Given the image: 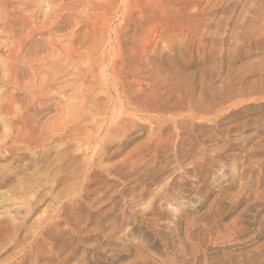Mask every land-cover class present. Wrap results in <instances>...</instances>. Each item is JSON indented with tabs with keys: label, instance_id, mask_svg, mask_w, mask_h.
<instances>
[{
	"label": "rangeland",
	"instance_id": "374dc122",
	"mask_svg": "<svg viewBox=\"0 0 264 264\" xmlns=\"http://www.w3.org/2000/svg\"><path fill=\"white\" fill-rule=\"evenodd\" d=\"M7 1L2 17L26 15L39 27L47 14L61 16L62 29L28 39V59L23 52L22 63H9L19 46L0 27V75L24 76L14 100L22 113L0 115V146L14 139L0 151V264H264V0L130 1L126 20L122 0H55L48 9L50 0ZM100 3L119 10L103 56L110 83L95 87L99 101L84 123L75 108L95 96L86 82L101 55L72 65L62 49L94 39ZM167 11V26L151 19ZM40 89L48 93L35 107L28 98ZM127 115L136 126L121 135L111 121ZM20 118L30 135L13 123ZM61 130L67 137L52 140Z\"/></svg>",
	"mask_w": 264,
	"mask_h": 264
},
{
	"label": "bare ground",
	"instance_id": "6f19581e",
	"mask_svg": "<svg viewBox=\"0 0 264 264\" xmlns=\"http://www.w3.org/2000/svg\"><path fill=\"white\" fill-rule=\"evenodd\" d=\"M60 2V1H64V0H57V2ZM80 1V0H79ZM123 2H124V10L123 11H120V14H121V17L123 18V20H126L127 19V13H126V10H127V5H129V3L128 2H130V1H132V3L133 4H135L136 3V1L137 0H122ZM143 1V0H142ZM147 1V0H146ZM149 1V0H148ZM147 1V2H148ZM155 1H157V0H154V2ZM161 1V0H160ZM236 1V0H235ZM251 1V0H250ZM48 3H46L47 5H46V8L48 9V6L50 5V3H51V5H52V3L53 2H55V0H50V1H47ZM58 2V3H59ZM81 2V1H80ZM80 2H78L79 4H80ZM138 2H139V0H138ZM153 1L151 2H149L148 4H146L145 5V7L147 6H149V7H152L153 5H152V3L153 4H155ZM248 2V1H247ZM8 3V1L7 0H0V18L2 17V15L4 14V12H5V9H4V7L6 6V5H8L7 4ZM72 3V2H71ZM71 3H69V4H71ZM91 3V2H90ZM89 3V4H90ZM142 2L140 1L139 2V5L141 4ZM158 3L160 4V3H162V2H159L158 1ZM164 3H165V1H164ZM168 3L170 4V5H168L169 7H171L172 6V1L171 0H168ZM242 4V3H241ZM23 5V4H22ZM21 5V6H22ZM66 5V4H65ZM81 5H82V3H81ZM84 5V4H83ZM141 5H144L143 3L141 4ZM152 5V6H151ZM166 5V4H165ZM164 5V6H165ZM185 5V4H184ZM226 5V4H225ZM84 6H86V5H84ZM157 6L159 7L160 5H158L157 4ZM164 6L162 5V7L164 8ZM174 6V5H173ZM69 7H71V6H69ZM86 7H88V6H86ZM91 7H92V4H91ZM91 7H89V8H91ZM97 7L102 11V15H101V17L99 18V19H96V21H93L92 20V18H91V20L93 21V23L94 24H92L93 25V27H96V29H95V31H94V34H93V37H94V39L91 41V42H88V43H86V44H84L83 45V47L82 48H78V47H76L75 46V40H77L78 39V37H77V39H72V41H71V46H70V48H66V49H62V51L66 54V56H67V58L71 61V64L73 65L74 64V62H75V64H76V61L78 60L77 58L78 57H80V58H85V59H87L86 57H89V59L91 58V57H93L95 54H100L101 55V62L100 63H98V65L96 66V68H94V71H93V76H95V80L94 81H89V82H86V86H87V88H88V92H93L94 91V95H95V92H96V90H98V89H96L95 87H100V86H102L103 88L105 87H107V89H108V86H109V79H108V74H107V72H106V65H105V62L104 61H106V60H104L103 61V56L106 54V53H108L109 52V48H111V46H110V42L112 43V38H111V36L110 35H108L109 34V32H110V22H111V20L112 19H115L116 17H117V15H118V13H119V10H118V7H116V6H114V4H112V3H105V4H98L97 5ZM134 7H135V5H134ZM142 7V6H141ZM144 7V6H143ZM142 7V8H143ZM161 7V6H160ZM159 7V8H160ZM161 7V8H162ZM166 7V6H165ZM21 8V7H20ZM89 8H87L88 10H89ZM136 8V7H135ZM141 8V9H142ZM158 8V9H159ZM160 8V9H161ZM163 8H162V10H163ZM41 9V8H40ZM62 9V11H60ZM61 9H58L60 12H64L65 10H71V8L70 9H67V7L66 8H64V6L62 5V7H61ZM75 9V8H74ZM86 9V8H85ZM140 9V10H141ZM144 9H147V8H144ZM157 9V10H158ZM168 9V8H167ZM7 10V9H6ZM87 10V11H88ZM91 10V9H90ZM89 10V11H90ZM121 10V9H120ZM136 10V9H135ZM166 10V9H165ZM164 10V11H165ZM8 11V10H7ZM49 11H51V10H49ZM86 11V12H87ZM98 11V10H97ZM152 11H153V9H152ZM156 11V10H155ZM159 11V10H158ZM158 11H157V13H158ZM168 11H172V10H168ZM166 12L167 14H165L164 16H160V15H158V14H154L152 17H151V19H153V21H156V22H160V24L161 25H163L164 23H166L165 25L167 26V24L170 22V15L172 14V16H173V13H169V12ZM192 11H194V10H192ZM203 11V10H202ZM24 12V11H23ZM27 12V11H26ZM52 13L54 12V10L53 11H51ZM147 12V11H146ZM150 12V11H149ZM18 13V12H17ZM34 13V12H33ZM37 13V12H36ZM38 13H40L39 11H38ZM65 13V12H64ZM142 14H143V10H142V12H141ZM153 13H154V11H153ZM7 14V13H6ZM9 14V13H8ZM19 14V13H18ZM27 14H29V13H27ZM42 14H43V11H42ZM44 14H46V13H44ZM53 14H59V13H53ZM82 14V13H81ZM145 14V13H144ZM161 14H163V12L161 11ZM16 15V14H15ZM37 15V14H36ZM40 15V14H39ZM48 15V14H47ZM46 15V20L44 21V22H42L43 24H41V25H39V27H38V25L36 24V19H31V20H29V18H27L26 17V15H25V17H22L21 19H15L16 17H14V19L12 18V16H10V14H9V16L8 15H6V16H4V17H2V20H3V24H1V26L0 27H2L3 29H6V31L7 30H9V31H11V35H12V38L14 39V41L15 40H17V42H18V46H19V48H17V52L15 51H9V57L7 58L8 60H6V62H9V61H11V62H17V61H19L21 58H22V53L24 52V51H27L28 49L26 48V47H28V46H26L27 45V41H29L28 39H35L34 37L36 36V37H38L37 35H45V34H53V32L54 31H60L61 29H62V26H61V16H55L54 18H52V17H50V15H48L47 16ZM61 15V14H60ZM91 15V14H90ZM89 15V18L90 17H94V16H90ZM133 15V14H132ZM177 15H178V13H177ZM24 16V15H23ZM96 16V15H95ZM141 16V15H140ZM175 16H176V14H175ZM18 17H19V15H18ZM32 17V16H31ZM41 18H42V16H40ZM77 17H81V16H77ZM87 17H88V15H87ZM176 17H178V16H176ZM37 18H39V17H37ZM63 18H64V15H63ZM73 18V17H72ZM74 18H75V16H74ZM138 18H140V17H138ZM142 18V17H141ZM144 18V17H143ZM147 18V17H146ZM149 18V17H148ZM77 19H79V18H77ZM86 19V18H85ZM88 19V18H87ZM150 19V18H149ZM150 19V20H151ZM1 19H0V21H2ZM44 20V19H43ZM66 21H67V18L65 19ZM71 20V19H70ZM74 20H76V19H74ZM121 20V19H120ZM142 20V19H141ZM171 20H173V19H171ZM41 21V20H40ZM78 21H80V19L78 20ZM92 21H91V23H92ZM134 21H135V23H134V25L136 24V22H138L137 21V19L135 20L134 19ZM144 21V20H143ZM146 21V20H145ZM149 21V20H148ZM74 22V21H73ZM86 22L88 23V21L86 20ZM133 22V21H132ZM150 22V21H149ZM152 22V21H151ZM1 23V22H0ZM148 23V22H147ZM90 24V23H89ZM138 24V23H137ZM159 24V25H160ZM72 25H73V23H72ZM75 25H77V27H78V24H75ZM126 25V24H125ZM128 25H130V24H128ZM16 26H18L19 28H16ZM69 26V25H68ZM113 26V25H112ZM119 26H120V24H119ZM136 26V25H135ZM164 26V25H163ZM76 27V28H77ZM84 27H90V26H84ZM126 27V26H125ZM124 27V28H125ZM138 27V26H137ZM169 27V26H168ZM242 27V26H241ZM1 28V29H2ZM75 28V29H76ZM139 28H140V26H139ZM27 29H30V32H28L27 33ZM78 29V28H77ZM82 29V28H81ZM80 29V30H81ZM92 29V28H91ZM127 28H125L124 30H126ZM129 29V28H128ZM169 29V28H168ZM167 29V30H168ZM170 29H171V27H170ZM136 30V29H135ZM26 31V34H25V36H27L26 37V39L25 40H19L18 38L20 37V36H22V33L23 32H25ZM77 31V30H76ZM129 31V30H128ZM137 31V30H136ZM91 32V31H90ZM112 32V31H111ZM127 32V31H126ZM168 32V31H167ZM9 33V32H8ZM125 33V32H124ZM166 33V32H165ZM191 33V32H190ZM92 34V33H91ZM90 34V35H91ZM123 34V33H122ZM128 34V33H127ZM148 34V33H147ZM242 34V33H241ZM73 35V34H72ZM77 35V34H76ZM89 35V36H90ZM118 36L120 35V33H118L117 34ZM171 35V34H170ZM193 35V34H192ZM89 36H88V38L87 39H89ZM174 36V35H173ZM11 37V36H10ZM53 37V36H52ZM65 37V36H64ZM63 37V38H64ZM68 37V36H67ZM91 37H92V35H91ZM123 37H125L124 36V34H123ZM150 37V36H149ZM25 38V37H24ZM55 38V37H54ZM53 38V39H54ZM59 38H60V36H59ZM62 38V37H61ZM60 38V39H61ZM62 38V39H63ZM116 38V37H115ZM148 38V37H147ZM146 38V39H147ZM58 39V38H57ZM61 39V40H62ZM85 39V38H84ZM114 39V38H113ZM55 40V39H54ZM59 40V39H58ZM80 40H81V38H80ZM89 40H91V39H89ZM88 40V41H89ZM115 40H117L116 41V47L115 48H119V50H120V47L122 46V43H123V40H122V38L119 36L118 38H116ZM49 41V40H48ZM51 41V40H50ZM77 41H79V40H77ZM114 41V40H113ZM126 41V40H125ZM152 41V40H151ZM30 42H32V41H30ZM47 42V41H46ZM46 42H45V45H46ZM8 43V42H7ZM35 43V42H34ZM79 44H80V42H78ZM37 44H40V43H37ZM57 44H59V43H57ZM82 44V43H81ZM36 45V44H35ZM35 45H34V47H35ZM41 45V44H40ZM55 45V42H52L51 43V46L53 47ZM60 45V44H59ZM59 45L57 46V47H59ZM1 46V45H0ZM17 46V47H18ZM56 46V45H55ZM75 46V47H74ZM37 47V46H36ZM45 47H47V46H45ZM114 47V46H113ZM3 48V47H2ZM15 49H16V46L14 47ZM13 48V49H14ZM26 48V49H25ZM54 48V47H53ZM52 48V49H53ZM60 48V47H59ZM63 48V47H62ZM12 49V48H11ZM14 49V50H15ZM18 49H19V51H18ZM25 49V50H24ZM37 49V48H36ZM57 49V48H56ZM55 49V50H56ZM79 49V50H78ZM117 49H116V51H117ZM29 50H30V48H29ZM58 50V49H57ZM113 50V49H112ZM121 50H122V48H121ZM7 51V50H6ZM31 51V50H30ZM51 51V50H50ZM5 52V51H4ZM27 52H29V51H27ZM111 52V51H110ZM114 52V51H113ZM121 52V51H120ZM62 53V52H61ZM24 54H25V52H24ZM23 54V55H24ZM28 54V56L31 54L30 52L29 53H27ZM27 54H25V56L27 55ZM34 54V53H33ZM115 54H116V52H115ZM28 56H26L27 57V59H28ZM66 56H65V58H66ZM96 56V55H95ZM118 56V55H117ZM116 57V56H115ZM63 58V56L61 57V59ZM64 58V59H65ZM114 58V57H113ZM123 58V57H122ZM121 57H120V59H122ZM135 58V57H134ZM64 59H62V60H64ZM77 59V60H76ZM85 59H83V60H85ZM117 59V58H116ZM115 59V60H116ZM137 59V58H136ZM22 60V59H21ZM47 60V59H46ZM49 60V59H48ZM59 61V60H58ZM109 61V60H108ZM20 62V61H19ZM23 61H21L20 63H22ZM24 62H25V60H24ZM50 62V61H49ZM60 62V61H59ZM81 62V61H80ZM111 62H114V61H111ZM124 62V61H123ZM4 63H5V59H4ZM10 63V62H9ZM28 63V62H27ZM57 63V62H56ZM56 63L54 64V70H55V65H56ZM62 63V62H61ZM63 63H64V61H63ZM78 63V62H77ZM122 63V62H121ZM121 63H120V66H121ZM125 63H126V61H125ZM125 63H123L124 65H125ZM74 64V65H75ZM122 64V65H123ZM5 65H7V64H5ZM10 65H13L12 67H17L16 65H14V64H10ZM50 65H52V62H51V64H49V67H50ZM69 65H70V62H69ZM112 66L114 65V71H115V73H117L116 74V76L118 75V73H120V72H122V71H120V68H118V64H117V62L115 61V63L114 64H111ZM28 66V65H27ZM71 66V65H70ZM89 66H90V64H89ZM88 66V67H89ZM110 66V65H109ZM111 66V67H112ZM126 66V65H125ZM7 67V66H6ZM5 67V69H7ZM32 67V66H31ZM46 67V66H45ZM72 67V66H71ZM91 67V66H90ZM93 67H94V65H93ZM93 67H91V68H93ZM25 68V67H24ZM75 68V67H74ZM12 69V68H11ZM14 69V68H13ZM17 69V68H16ZM32 69V68H31ZM36 69V68H35ZM58 69H60L59 67H57V69L56 70H58ZM75 69H77V71H78V69H79V67L78 68H75ZM47 70V69H46ZM49 70V69H48ZM53 70V69H52ZM71 70H73V69H71ZM90 70V69H89ZM0 71H1V69H0ZM7 71H9V72H7L5 75H0V115L1 114H4V112H5V110H8V114L7 115H15V114H18V113H22V111H23V106L21 107L20 106V104L19 105H17V103H15L14 102V100H15V98L17 97V91L19 92L20 91V89H22V84L21 83H23L22 82V77H24V76H22L21 77V80H19V73H17V71H13V72H11L10 71V69H8ZM20 71V70H19ZM29 71V70H28ZM41 71V70H40ZM43 71H45V70H43ZM51 71V70H50ZM59 71V70H58ZM91 71V70H90ZM46 72V71H45ZM53 72V71H52ZM57 72V71H56ZM69 72V71H68ZM88 71H86L85 73H84V75L87 73ZM113 72V71H112ZM22 73V72H21ZM31 73H33V72H31ZM39 73V72H38ZM91 73V72H90ZM114 73V74H115ZM123 73V72H122ZM138 73V72H137ZM153 73V72H152ZM47 74V73H46ZM53 74V73H52ZM112 74V73H111ZM36 75H39V74H37V72H36ZM43 75H45L44 74V72H43ZM75 75V74H74ZM90 75V74H89ZM92 75V74H91ZM120 75H123V74H119V77H120ZM151 75V74H150ZM46 76V75H45ZM45 76H43V77H45ZM59 76H60V74H59ZM82 76V75H81ZM112 76V75H111ZM114 76V75H113ZM47 77V76H46ZM118 77V76H117ZM118 77V78H119ZM48 78V77H47ZM92 78V77H91ZM90 78V79H91ZM241 78V77H240ZM39 79V78H38ZM38 79H37V81H38ZM56 79H57V77H56ZM82 79V78H81ZM86 79H88L86 76H83V79H82V81L83 80H86ZM114 79H116V78H114ZM120 81V80H119ZM43 82V81H42ZM47 82V81H46ZM111 82H112V80H111ZM118 82V81H117ZM125 81H123V83L122 84H124L125 85V83H124ZM29 83H32V81L31 82H29ZM51 83V82H50ZM84 83H85V81H84ZM118 84H120L121 85V83H118ZM263 84V83H262ZM26 85H29L28 83L26 84ZM26 85H25V88H26ZM31 85V84H30ZM48 85H49V82H48ZM52 85V84H51ZM114 85V84H113ZM261 85V84H260ZM111 86V85H110ZM119 86V85H118ZM28 87V86H27ZM33 89H36V86H31ZM43 86H41V88H42ZM50 87V86H49ZM12 88V90L13 91H11L10 89ZM103 88H101L102 90H103ZM104 88V89H105ZM134 88V87H133ZM53 89V88H52ZM100 89V90H101ZM127 89V88H126ZM50 90H51V88H50ZM158 90V89H157ZM243 90V89H242ZM31 91H33V90H31ZM119 91L120 90H118V89H116V92H117V95H119L118 93H119ZM102 94H105V92H104V90L103 91H100ZM127 92L128 91H126V90H124L123 89V95L125 94H127ZM47 93H48V91H46V90H44V89H40L39 91L37 90V92L35 91H33V92H30V96H29V98H28V100H31V102L32 103H34V106H35V104L36 103H39L40 102V100L41 99H43V98H45L46 97V95H47ZM97 93H99V90H98V92ZM93 94V93H92ZM102 94H101V96H102ZM121 94V93H120ZM237 94V93H236ZM239 94V93H238ZM110 95V94H109ZM211 95H212V93H211ZM90 96V95H89ZM97 97H98V94L97 95H95L92 99H88V98H82L81 97V100L79 101V103L77 104V106H76V108H75V113L76 114H78V115H81L83 118H84V123H86V122H89L91 119H92V117H93V113H90V112H87V110H86V107H88V105H89V107H90V105L93 103H96V101H99L98 99H97ZM154 98V97H153ZM169 98V97H168ZM255 98V97H254ZM101 100H102V98H100ZM127 101L128 102H130V98L127 96ZM135 100V99H134ZM242 100V99H241ZM255 100V99H254ZM118 101V100H117ZM155 101V100H154ZM244 101V100H243ZM30 102V101H29ZM242 102V101H241ZM255 102V101H254ZM98 103V102H97ZM99 103H101V102H99ZM235 104L237 103V102H234ZM93 104H92V106H93ZM167 104V103H166ZM96 105H98V104H96ZM96 105H94V106H96ZM121 107L120 108H122V105H120ZM244 106V105H243ZM36 107V106H35ZM93 108V107H92ZM235 108V107H234ZM25 110V109H24ZM96 110V109H95ZM33 111H35V108L33 109V108H30L29 109V112H33ZM133 112V111H132ZM194 113V112H193ZM99 114H100V112H99ZM102 114V113H101ZM100 114V115H101ZM127 114V113H126ZM5 115V114H4ZM78 115H76L77 117H78ZM130 115V114H129ZM75 116V115H74ZM104 116V115H103ZM118 116V115H117ZM183 116V115H182ZM192 116V115H191ZM80 117V116H79ZM1 118H3V117H1ZM82 118V119H83ZM172 118V117H171ZM189 118V117H188ZM76 119V118H75ZM79 119H81V118H79ZM186 119V118H185ZM2 120H4V119H2ZM15 120V119H14ZM94 120V119H93ZM117 120V119H116ZM121 119H119L118 121H111V124L112 125H114L115 126V128H116V130H118L119 129V132H122V134L121 135H126V133L128 132L127 130L128 129H130V128H132V127H134V126H136V124L134 123V121L132 120V117L131 116H128L127 115V118H123V120H121ZM212 121V120H211ZM4 122H6L5 120H4ZM76 122V121H75ZM78 122V121H77ZM80 122V121H79ZM214 122V121H213ZM212 122V123H213ZM13 123H19L20 124V130H19V133L21 134V132H23V131H26V133L27 134H29L30 135V132L32 133L33 132V130H34V127H31L30 126V123L26 120V119H24V118H20V120L19 121H14ZM47 124V123H46ZM45 124V125H46ZM79 124H81V122L79 123ZM153 124V123H152ZM70 125V124H69ZM73 126H74V124H72ZM76 126L74 127V128H72L71 130H73L74 132L75 131H77V130H79V129H81L82 127L81 126H77V124H75ZM86 125V124H85ZM65 126H67V125H65ZM69 127H71V126H69ZM68 126L66 127V129L68 130V128H69ZM85 129H88V130H90V131H92V130H94V125L92 124L91 126H88V125H86V128ZM9 131V130H8ZM62 132L63 131H65L66 132V130H61ZM127 131V132H126ZM161 132V131H160ZM159 132V133H160ZM70 133V132H69ZM93 133V132H92ZM26 134V135H27ZM8 135H10V137L8 138V137H4L5 138V141L4 142H2V146H0V151H1V147H5L6 146V144L7 143H11V142H13V134H8ZM26 135H24V136H26ZM67 135H68V133L66 132V135H51V137H52V140H54V141H60V140H63V139H65L66 137H67ZM72 135V134H71ZM3 136H5V135H3ZM90 138H91V135H88ZM94 136V135H93ZM92 136V137H93ZM71 137V136H70ZM153 139H154V137H153ZM68 140V139H67ZM90 145H88L87 147H89ZM15 151V150H14ZM16 152V151H15ZM91 159V158H90ZM131 161V160H130ZM89 166V165H88ZM77 170V169H76ZM94 180V179H93ZM6 182H7V180L6 181H3L2 183L0 182V187H2V186H4L5 184H6ZM5 188V187H4ZM84 192V191H83ZM12 193V192H11ZM35 194V193H34ZM7 195V194H6ZM9 195V194H8ZM18 195H19V193H18ZM1 197L3 196V195H0ZM10 196V195H9ZM8 196V197H9ZM7 197V198H8ZM169 197V196H168ZM2 201V200H1ZM4 202H6L7 200H3ZM10 201V200H9ZM27 203V202H26ZM147 208V207H146ZM222 210V209H221ZM211 216V215H210ZM46 218H48V217H46ZM58 219H60V218H58ZM46 220H48L49 221V219H46ZM52 220V219H51ZM56 220V219H55ZM54 221V220H53ZM45 222V221H44ZM60 222V221H59ZM55 223V222H54ZM23 224V223H22ZM68 226V225H67ZM55 227V226H54ZM53 227V228H54ZM51 230V229H50ZM234 230V229H233ZM41 236V235H40ZM7 241V240H6ZM4 242H5V240H4ZM10 244H8V246H9ZM17 245V244H16ZM15 247V245L14 246H9V249L8 250H10V249H12V248H14ZM16 248V247H15ZM14 248V249H15ZM37 259V258H36ZM3 264V263H2ZM137 264V263H136Z\"/></svg>",
	"mask_w": 264,
	"mask_h": 264
}]
</instances>
